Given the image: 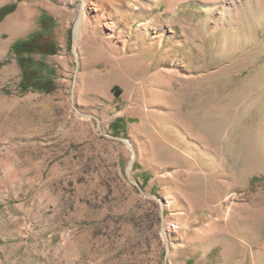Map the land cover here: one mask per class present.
<instances>
[{"label": "rangeland", "instance_id": "1", "mask_svg": "<svg viewBox=\"0 0 264 264\" xmlns=\"http://www.w3.org/2000/svg\"><path fill=\"white\" fill-rule=\"evenodd\" d=\"M4 5L0 264H264V0Z\"/></svg>", "mask_w": 264, "mask_h": 264}, {"label": "trees", "instance_id": "2", "mask_svg": "<svg viewBox=\"0 0 264 264\" xmlns=\"http://www.w3.org/2000/svg\"><path fill=\"white\" fill-rule=\"evenodd\" d=\"M13 9V5H4L0 7V15L7 13ZM11 50L17 56V61L19 65L23 68L24 76L19 83L21 91H26L30 88L43 90L50 92L55 88V83L51 77H40L37 75L35 69L33 68V59L31 55L33 54H53L56 51V47L52 43L37 44L34 40H19L15 41L11 45ZM40 65L42 61H37Z\"/></svg>", "mask_w": 264, "mask_h": 264}, {"label": "water", "instance_id": "3", "mask_svg": "<svg viewBox=\"0 0 264 264\" xmlns=\"http://www.w3.org/2000/svg\"><path fill=\"white\" fill-rule=\"evenodd\" d=\"M80 18H81V17H79V20H78V22H77V26H76L75 42L77 41L78 36H79V31H80ZM75 42H74V45H75ZM121 139H122V138H121ZM129 172H130V166L128 167L127 175H129Z\"/></svg>", "mask_w": 264, "mask_h": 264}, {"label": "bare ground", "instance_id": "4", "mask_svg": "<svg viewBox=\"0 0 264 264\" xmlns=\"http://www.w3.org/2000/svg\"><path fill=\"white\" fill-rule=\"evenodd\" d=\"M84 3H85V2H84ZM84 3H83V4H84ZM83 11H84V5L82 6V12H83Z\"/></svg>", "mask_w": 264, "mask_h": 264}]
</instances>
